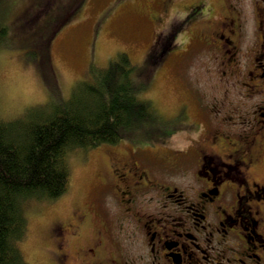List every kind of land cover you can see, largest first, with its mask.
Returning <instances> with one entry per match:
<instances>
[{"label":"flooded vegetation","instance_id":"1","mask_svg":"<svg viewBox=\"0 0 264 264\" xmlns=\"http://www.w3.org/2000/svg\"><path fill=\"white\" fill-rule=\"evenodd\" d=\"M39 1L21 17L50 0ZM154 1L151 23L187 1L178 12L194 25L189 35L169 25V43L189 38L188 49L199 44L214 61L245 49L247 62L232 69L224 99L198 90L200 120L185 107L158 135L166 143L182 132L185 146L138 137L103 153L98 201L53 226L59 256L65 264H264V0H213L216 14L211 0ZM245 1L254 17L237 10Z\"/></svg>","mask_w":264,"mask_h":264},{"label":"rangeland","instance_id":"2","mask_svg":"<svg viewBox=\"0 0 264 264\" xmlns=\"http://www.w3.org/2000/svg\"><path fill=\"white\" fill-rule=\"evenodd\" d=\"M34 1L5 3L10 26L9 42L0 48V113L5 118H15L36 104L68 98L80 80L92 79L119 52H126L137 66L138 76L145 80L143 97L152 101L164 120L170 122L185 107L189 120H200L198 90L204 100L224 99L223 89L232 69L243 68L247 62L245 49L235 54L232 47L230 52L220 51L214 61L199 44L197 51L188 49L189 38L169 43V25H180L187 35L194 25L183 22L178 12L187 1L176 2L166 15L162 14L159 23H151L147 17L160 11L154 0H89L84 4L80 0H50L46 5L35 3L30 13L21 17ZM210 3L212 14H216L218 5L213 0ZM246 3L237 10L242 17H254ZM158 49L162 50L160 55ZM150 53L161 58L156 66L145 60ZM230 94L235 91L230 90ZM158 135L146 138L160 139L158 145L175 148L188 142L182 132L167 138L166 143ZM119 142L124 140L67 150L68 190L52 201L27 203L29 232L21 247L30 264H65L59 256L53 226L58 221L69 222L78 208L98 201L102 155Z\"/></svg>","mask_w":264,"mask_h":264},{"label":"trees","instance_id":"3","mask_svg":"<svg viewBox=\"0 0 264 264\" xmlns=\"http://www.w3.org/2000/svg\"><path fill=\"white\" fill-rule=\"evenodd\" d=\"M5 3L0 0V48L10 36ZM153 55L145 60L156 66L161 58ZM136 67L119 52L68 98L36 104L15 118L0 113V264H30L21 247L29 232L26 206L68 190L67 150L167 134L170 122L143 97L145 80Z\"/></svg>","mask_w":264,"mask_h":264}]
</instances>
